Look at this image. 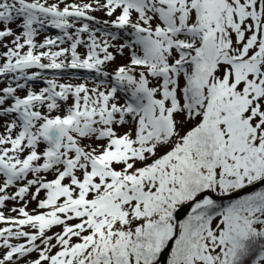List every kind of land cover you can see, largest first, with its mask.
I'll return each instance as SVG.
<instances>
[{"label": "snow or ice", "instance_id": "6c2138e0", "mask_svg": "<svg viewBox=\"0 0 264 264\" xmlns=\"http://www.w3.org/2000/svg\"><path fill=\"white\" fill-rule=\"evenodd\" d=\"M0 264H264V0H0Z\"/></svg>", "mask_w": 264, "mask_h": 264}, {"label": "rangeland", "instance_id": "374dc122", "mask_svg": "<svg viewBox=\"0 0 264 264\" xmlns=\"http://www.w3.org/2000/svg\"><path fill=\"white\" fill-rule=\"evenodd\" d=\"M35 205L33 204V205H30V207H34Z\"/></svg>", "mask_w": 264, "mask_h": 264}]
</instances>
